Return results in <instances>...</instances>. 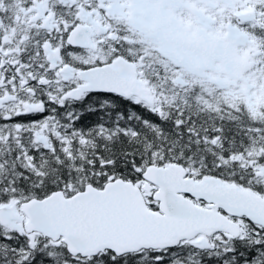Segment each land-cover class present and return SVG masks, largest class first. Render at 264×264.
Here are the masks:
<instances>
[{"label":"snow or ice","instance_id":"snow-or-ice-1","mask_svg":"<svg viewBox=\"0 0 264 264\" xmlns=\"http://www.w3.org/2000/svg\"><path fill=\"white\" fill-rule=\"evenodd\" d=\"M0 264H264V0H0Z\"/></svg>","mask_w":264,"mask_h":264}]
</instances>
